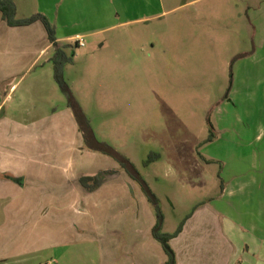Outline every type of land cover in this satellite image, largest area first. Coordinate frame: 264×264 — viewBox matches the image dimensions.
Here are the masks:
<instances>
[{
    "label": "crops",
    "instance_id": "1",
    "mask_svg": "<svg viewBox=\"0 0 264 264\" xmlns=\"http://www.w3.org/2000/svg\"><path fill=\"white\" fill-rule=\"evenodd\" d=\"M11 1L18 20L46 16L56 42L72 57L74 47L96 39L102 48L108 34L119 39L116 29L168 11L163 0ZM255 15L257 44L250 55L261 59L264 3ZM55 49L41 22L8 26L0 12V264H58L49 252L77 242L96 243L99 264H163L166 255L152 236L154 209L140 185L112 157L85 146L58 93ZM237 135L242 146L264 144V128ZM84 177H98L99 183L89 190ZM208 184L212 195L194 207L170 240L175 264H264V161L224 164L208 176ZM163 227L168 234L177 230Z\"/></svg>",
    "mask_w": 264,
    "mask_h": 264
},
{
    "label": "rangeland",
    "instance_id": "2",
    "mask_svg": "<svg viewBox=\"0 0 264 264\" xmlns=\"http://www.w3.org/2000/svg\"><path fill=\"white\" fill-rule=\"evenodd\" d=\"M163 1L167 13L116 29L119 39L108 34L104 47L96 39L74 47L63 74L93 134L131 160L171 232L212 195L209 175L230 162L264 161V144L245 147L237 135L264 128V58L250 55L264 0ZM49 253L58 264H99L96 243Z\"/></svg>",
    "mask_w": 264,
    "mask_h": 264
},
{
    "label": "trees",
    "instance_id": "3",
    "mask_svg": "<svg viewBox=\"0 0 264 264\" xmlns=\"http://www.w3.org/2000/svg\"><path fill=\"white\" fill-rule=\"evenodd\" d=\"M0 12L2 20L6 22L8 26H24L36 21L42 23L47 33L48 42H50L56 48L51 58V62L53 64L54 80L57 83L60 91L66 97L68 107L73 112L85 146L92 151H97L112 157L119 163V165L128 174V176L140 185L147 201L152 205L154 209L156 222L152 228V236L161 245L166 255L167 259L163 264H175L176 256L173 248L170 245V240L180 232L182 223L173 234L162 232L163 215L161 213L159 201L156 195L150 190L139 172L126 158H124L120 153L115 151L106 143L100 142L95 138L88 120L81 112L69 86L64 80V66L65 64L71 62L72 55H68L66 53L65 46H62L56 42L54 26H52L47 17L42 14H34L28 18L21 20L16 19V8L11 0H0ZM207 126L209 130V136L207 140L210 141L215 137V133L209 116L207 117ZM149 162L150 160L146 161L145 165H147ZM81 183L89 190H92L98 185L99 182L98 177H84L81 179Z\"/></svg>",
    "mask_w": 264,
    "mask_h": 264
},
{
    "label": "built area",
    "instance_id": "4",
    "mask_svg": "<svg viewBox=\"0 0 264 264\" xmlns=\"http://www.w3.org/2000/svg\"><path fill=\"white\" fill-rule=\"evenodd\" d=\"M78 45L82 47V46H83V43H82V42H79V44H78Z\"/></svg>",
    "mask_w": 264,
    "mask_h": 264
}]
</instances>
